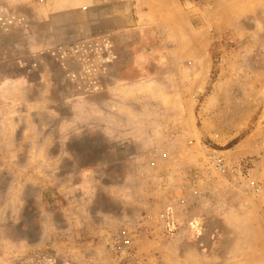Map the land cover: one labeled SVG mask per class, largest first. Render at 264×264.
Wrapping results in <instances>:
<instances>
[{
  "label": "rangeland",
  "instance_id": "1",
  "mask_svg": "<svg viewBox=\"0 0 264 264\" xmlns=\"http://www.w3.org/2000/svg\"><path fill=\"white\" fill-rule=\"evenodd\" d=\"M14 1L17 0H0V7L13 4ZM20 1L53 3L54 6L56 3L68 4L85 12L83 18L86 23L102 22V19L116 10L121 12V19L122 12L131 6L130 0ZM141 1L144 2L143 7H147L148 3H155V24L151 23L148 41H143L138 36L147 32L146 28L140 27L143 24L135 25L122 21L123 30L126 32L123 35V48L127 49L128 45H132V53L138 55L134 59L139 60L138 65L142 70L131 76L123 74V83H125L123 85L126 88L122 87L120 90L123 91L124 96L152 94L154 118L149 119V122L144 121L139 127L140 130L146 129L153 124L154 137L129 135L123 137L120 145L122 152L117 154V157L121 158L119 166H122L123 179L133 176L134 173L139 176L144 174L151 179L148 184L142 185L151 193L148 195L149 198H157L153 197L152 193L163 190L159 195L162 202L152 204L149 211L144 209L139 217V223L143 222V218L155 227H159L163 233L170 234L168 239L162 232L155 235V244L152 245L151 250L160 258L162 253H168V247L162 248L163 244L167 243L165 239L171 241V246L179 242L178 240L182 241L183 246L187 245V248L195 246L197 240L194 233H186L182 236L179 232L178 226L184 228L183 224L186 223L185 216H176L175 229L168 228L171 227L168 223L169 217L165 221L160 216L163 213L168 216V209L177 210V207L181 206H185V209L193 207L195 203L187 202L186 199L202 195L204 200L200 204L206 215L202 216L201 225L205 224L204 229L205 226L213 228L212 239L218 243L214 245L215 247H206L205 254L209 257L225 255L234 246V264H264V216H262L264 207L259 217L256 212L248 208L264 200V191L255 192L249 186V182L245 183L242 180V177L244 179L248 177V167L252 164L245 163L246 158L235 159V153L228 151L234 146L231 142L239 141L250 129L264 128V9L235 7L232 0H218V8L212 7L211 0H179L178 6H182L179 8L187 15L186 21L176 17L169 23L168 20L165 21L160 15L158 16L162 13V9L158 7L167 6L169 0ZM88 12H90L89 17L86 16ZM70 20L72 19H66V21ZM100 37L104 36L99 32H92L85 37L77 35L60 41L57 46L60 52L42 56V62L50 67L59 64L64 67L68 65L69 68L78 71L92 70L96 64H106L105 59L100 56L99 50L103 46ZM6 38V31L0 25V55L3 49L8 50L4 54L7 56H0V241L8 236L16 239L19 237L17 231L9 232L8 225L10 216L19 220L21 202L18 199V183L22 174L19 166L25 163L23 146L29 143L27 142L29 131L34 128L32 120H26L27 117H32L30 114L32 106L17 104L14 98L24 93L36 96L35 89L8 88L19 77L17 70L24 68L28 63H26L27 58L18 57V42L13 41L10 44L6 42ZM110 44L111 42L109 47H112ZM117 47H121L120 44H117ZM28 59L30 64L35 61V58ZM109 60L110 58L107 62ZM84 75L85 80L89 81L90 72ZM76 76L82 79L83 74L77 72ZM138 79L146 85L132 91L130 80ZM78 89L80 97H91L94 103L105 98L114 101L116 97L109 92L110 90ZM151 107V105H142L140 112L149 116ZM114 108L112 105L109 106L108 112H116ZM18 111H27L24 113L27 117L21 115L22 117L19 118ZM106 124L109 131L116 129L117 132L122 130L124 133L126 130H131V124L125 120L116 123L109 121ZM110 140L114 141V138L110 137ZM33 142L34 138L30 140V143ZM212 152L220 154L225 160L226 165L221 172H211L207 167V157ZM32 155L35 159L31 163L33 167L41 157L38 158L35 153ZM12 176L16 178L17 185H8ZM230 181L240 185L239 187L242 188L240 193L245 191V195L243 192L239 195L245 198L246 207L240 206L243 201L240 202L238 198L236 204L225 200L228 196L227 184L230 185ZM206 182L218 187L221 198H224L223 202L216 204L212 200L213 192L209 185H205ZM181 185L185 188L181 189ZM163 197L172 200L166 201ZM99 201L96 202V206L102 207L105 203L103 201L98 204ZM180 204L182 205L179 206ZM232 205L240 213L241 210L245 212V218L238 217L240 222L245 219L244 222L248 224L245 227L248 231L245 233L235 227L237 220L233 222L234 230H230L228 221L231 217L228 218L226 212L233 209ZM107 207L122 209L123 221L121 225L118 223L115 226L113 223L110 227L112 231H106L103 237L106 236L105 240L108 238L110 243L114 244V250L119 258L134 257L131 254L132 249L128 246L135 240L134 236L140 237V235L138 233L132 235L136 224L130 222L133 213L131 206L125 204L114 206V203H107ZM134 207L139 208L136 204ZM218 210L222 213L220 217L208 216L209 212ZM237 211L235 214H238ZM106 228L109 230V226ZM58 239H66V237L53 236L54 241ZM169 255L171 258L177 257L173 254Z\"/></svg>",
  "mask_w": 264,
  "mask_h": 264
},
{
  "label": "crops",
  "instance_id": "2",
  "mask_svg": "<svg viewBox=\"0 0 264 264\" xmlns=\"http://www.w3.org/2000/svg\"><path fill=\"white\" fill-rule=\"evenodd\" d=\"M211 1L212 7L218 8L219 1ZM232 1L235 7L264 9V0ZM143 3L141 0H130L131 6L122 12L121 19V12L116 10L102 19V22H98L99 24L94 21L84 22L85 12L64 3L61 5L56 3L54 6L53 3L38 4L17 0L13 4L9 3V5L0 7V25L7 34L5 40L7 43L18 42V57L27 58L26 63H28L24 68L17 70L19 77L8 88L36 90V96L24 93L14 98L17 104L32 106L30 119L26 116L27 114H24L27 111H18V115H20L19 118L25 115L26 120H32L34 128L29 131L27 141L29 143L23 146L25 163L19 166V171L22 173L18 183V199L21 202L19 220L10 216L8 225L9 232L17 231L19 237L16 239L8 236L0 241V264L235 263L234 246L225 255L209 257L204 252L206 247L212 248L218 243L212 239L211 229L213 228L205 226L204 229L205 224L201 225L202 216L206 215L200 204L204 200L202 195L186 199L187 202L195 203L193 207L185 209V206L180 204L181 207H177L178 211L174 208L167 210L169 211L168 223L171 226L168 228H177L175 227L176 216H185L186 223L183 224L184 228L178 226L179 232L182 236L186 233H194L197 240L194 247L183 246L181 240L171 246V241L166 240L170 238V234L163 233L159 227H155L143 218V222L139 223V217L144 209L149 211L152 204L162 202L159 195L163 190L152 193L153 197L159 199L149 198L148 195L151 193L142 185L148 184L151 181L150 178L145 177L144 174L139 176L134 173L133 176L123 179L121 175L122 166H119L121 158L117 157V154L122 152L120 145L123 137H128V135L130 137H154L153 124L150 126L151 129L149 127L140 130L139 127L144 121L149 122V119L154 118L152 94L124 96L123 91L120 90L122 87L126 88L123 85L125 84L123 74L131 76L142 70L138 65L139 60L134 59L138 55L132 53V45H128L127 49L123 48V35L126 32L123 30L122 21L135 25L143 24L140 27L147 29L146 34H137L143 41H148L150 26L155 24V3H148L147 7H143ZM178 3L179 0H169L167 6L158 7L162 9V13L158 16L160 15L165 21L168 20L169 23L176 17L186 21L187 15L179 8L182 6H178ZM89 15L90 12L86 16L89 17ZM65 17L72 20L66 21ZM92 32H99L104 36L100 37L103 46L99 51L106 64H96L92 70L78 71L69 68L68 65L64 67L59 64L50 67L42 62V56L60 52L57 47L60 41L77 35L85 37ZM110 42L111 48L109 47ZM117 44L121 47H117ZM7 51L3 49L0 56H7L4 55ZM142 55L145 54L142 53ZM28 58H35L34 65L30 64ZM108 58L110 60L107 62ZM77 72L83 74L82 79L76 76ZM88 72L91 75L89 81L85 80L84 75ZM91 78H93L92 81ZM130 84L132 91L146 85L139 79L130 80ZM78 88L110 90L109 92L116 97L114 101L105 98L94 103L91 97H80ZM111 105L115 107L116 112H108L107 108ZM142 105L152 106L149 116L140 112ZM124 120L131 124V130H126L125 136L122 130L118 132L116 129L107 130V122L115 121L116 123ZM110 137H113L114 141H111ZM33 138L34 142L30 143ZM228 151L235 153V159L246 158L245 163L252 164L248 167V177L246 179L242 177L245 183L264 181V128L250 129ZM32 153H35L38 158L41 157L33 167L31 163L35 159ZM15 180L16 178L12 176V180L7 182L8 185H17ZM205 185L210 186L213 192L212 200L216 204L223 202L224 198H221L222 195L217 186L208 182ZM230 185L227 184L228 196L225 200L236 204L238 198L240 202L243 201L240 206L245 205L246 207L245 198L239 195L243 192L240 193L242 190L240 185L237 182L234 186ZM235 190L238 191L235 192ZM243 193L245 195V191ZM98 200H100L98 204L103 201L105 204L97 207ZM163 200L172 199L163 197ZM107 203H114V206L117 204L131 206L132 210H130L133 213L130 222L136 224L132 235L137 233L140 235V237L134 236L135 240L128 246L132 249L131 254L134 257L119 258L114 250V244L110 243L108 238L105 240L106 236L103 237L106 231H112L110 227L113 223L116 226L118 223L122 224L123 221L122 209H116V207L110 209ZM134 204L139 208H135ZM232 207V210L226 212L227 217H231L228 221L230 230H234L233 222L237 220L235 227L245 233L248 231L245 228L248 224L244 222L245 219L240 222L238 218L239 216L245 218V212L241 210L240 213L234 209L236 208L234 205ZM262 207H264V200L248 208L256 212L259 217ZM235 211L238 214H235ZM209 213V217L217 215L220 217L222 214L219 210ZM108 226L109 230L106 228ZM161 232L164 237L166 236L165 241H167V245L164 243L162 248L168 247L169 252L162 253L160 258L151 248L155 244L154 236ZM55 235L56 237L65 235L66 239L54 241L53 236ZM169 254L177 257L171 258Z\"/></svg>",
  "mask_w": 264,
  "mask_h": 264
},
{
  "label": "built area",
  "instance_id": "3",
  "mask_svg": "<svg viewBox=\"0 0 264 264\" xmlns=\"http://www.w3.org/2000/svg\"><path fill=\"white\" fill-rule=\"evenodd\" d=\"M206 164H207L209 171H211V172H221L226 165L223 157L216 152H212L211 154H209V156L207 157ZM248 184L251 187V189L255 192L264 191V181L257 182V183L254 181H250ZM231 185H233V186L236 185V182L232 181ZM180 188L184 189L185 186L181 185ZM262 216H264V211H262ZM160 217L163 218V220H165V221H167V219H168V216L165 213L161 214Z\"/></svg>",
  "mask_w": 264,
  "mask_h": 264
},
{
  "label": "trees",
  "instance_id": "4",
  "mask_svg": "<svg viewBox=\"0 0 264 264\" xmlns=\"http://www.w3.org/2000/svg\"><path fill=\"white\" fill-rule=\"evenodd\" d=\"M237 140H233L231 143H235Z\"/></svg>",
  "mask_w": 264,
  "mask_h": 264
}]
</instances>
